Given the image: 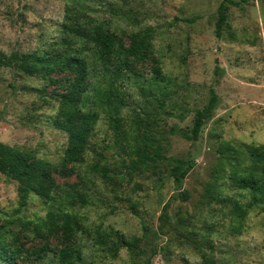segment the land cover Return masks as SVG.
Returning a JSON list of instances; mask_svg holds the SVG:
<instances>
[{"label":"rangeland","instance_id":"rangeland-1","mask_svg":"<svg viewBox=\"0 0 264 264\" xmlns=\"http://www.w3.org/2000/svg\"><path fill=\"white\" fill-rule=\"evenodd\" d=\"M232 1L240 4L0 0V52L5 54L61 53L55 44L70 9L105 22L127 45L140 30L155 31L149 57L134 63L131 78L120 83L128 104L121 112V129L114 130L102 113L84 161L76 165L62 167L68 135L54 125L59 96L74 76L53 74L62 83L58 87L39 76L0 67V141L50 162L56 182L73 187L77 206L78 195L87 198L86 206L76 212L89 235L82 241L94 264H144L143 256L133 258L126 249L112 259L93 247L98 226L136 237L148 257L154 247L157 254L151 264H203L205 258L215 264H264V193L256 198L233 190L218 170L230 150L264 145V0ZM222 5L228 8L227 20L218 28ZM213 89L217 109L196 141L185 139L181 134L194 129L195 114L207 107ZM143 155L160 158L139 160ZM170 157L197 164L184 181L187 201L172 200L177 190L168 176ZM216 178L239 203L232 222L231 204L208 199L207 186ZM60 208L33 193L23 199L18 183L0 173L1 224L26 246L42 243L37 225ZM165 212L172 223L181 220L185 227L163 228L164 234L156 237L153 233L161 230ZM146 233L151 234L150 247Z\"/></svg>","mask_w":264,"mask_h":264},{"label":"trees","instance_id":"trees-1","mask_svg":"<svg viewBox=\"0 0 264 264\" xmlns=\"http://www.w3.org/2000/svg\"><path fill=\"white\" fill-rule=\"evenodd\" d=\"M226 2L230 6L240 4L232 0ZM227 9V6L222 5L218 28L227 20ZM154 32L150 27L144 28L131 36L127 45L121 34L111 30L105 22L93 19L80 10L70 9L60 26V40L55 44L63 49L61 53L0 52V67L28 77L39 76L53 86H62L59 80L53 78L56 72L74 76L59 96L54 119L55 127L68 135L62 167L84 161L90 138L102 113L106 114L114 130L121 129V112L128 104L120 83L131 78L134 63L143 62L149 57ZM219 72L220 68H217L216 74ZM217 107L218 95L213 89L207 107L195 114L194 129L181 135L187 140L196 141L202 125L212 117ZM229 152L230 156L223 157L218 164L220 177L229 182L231 189L258 198L264 193V145H250L246 150ZM144 158L154 161L160 156H139V160L144 161ZM167 161L168 176L177 190L172 200H189V192L183 190V185L191 170L196 167V162L179 157H170ZM132 164L135 167L137 162L133 161ZM55 171L50 162L0 141V173L18 183L20 196L25 199L33 193L46 203H58L61 207L58 211H51L37 225L35 231L42 241L38 246H26L20 236L11 234L0 220V264H94L91 254L86 255L88 249L82 238L88 234L76 212L86 206L87 198L78 195L80 206H77L73 187L58 184L54 178ZM102 175L105 179L109 178L105 170ZM206 192L209 200L231 204L232 222L238 210V201L224 192L217 178L208 184ZM160 222L161 230L153 233L156 237L164 234L163 228L176 225L185 227L181 225V220L172 223L167 212L161 216ZM93 232V247L112 259H116L122 249H126L133 258L141 255L144 264H151L157 254V250L151 247V255L148 257L147 251L139 246L140 240L136 241V237L128 238L120 230L98 226ZM144 236L149 240L146 246L150 247L151 234L146 233ZM52 238L58 241L55 245L51 242ZM203 264L215 263L205 258Z\"/></svg>","mask_w":264,"mask_h":264}]
</instances>
